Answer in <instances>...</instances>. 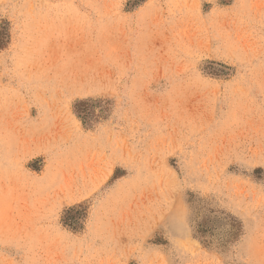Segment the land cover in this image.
Returning <instances> with one entry per match:
<instances>
[{"label": "rangeland", "instance_id": "1", "mask_svg": "<svg viewBox=\"0 0 264 264\" xmlns=\"http://www.w3.org/2000/svg\"><path fill=\"white\" fill-rule=\"evenodd\" d=\"M0 264H264V0H0Z\"/></svg>", "mask_w": 264, "mask_h": 264}, {"label": "bare ground", "instance_id": "2", "mask_svg": "<svg viewBox=\"0 0 264 264\" xmlns=\"http://www.w3.org/2000/svg\"><path fill=\"white\" fill-rule=\"evenodd\" d=\"M82 79V78H81Z\"/></svg>", "mask_w": 264, "mask_h": 264}]
</instances>
